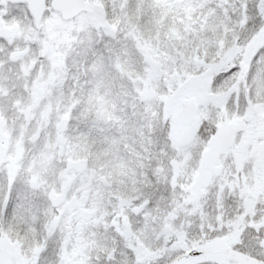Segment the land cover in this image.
<instances>
[{"label":"snow or ice","instance_id":"1","mask_svg":"<svg viewBox=\"0 0 264 264\" xmlns=\"http://www.w3.org/2000/svg\"><path fill=\"white\" fill-rule=\"evenodd\" d=\"M0 264H264V0H0Z\"/></svg>","mask_w":264,"mask_h":264}]
</instances>
